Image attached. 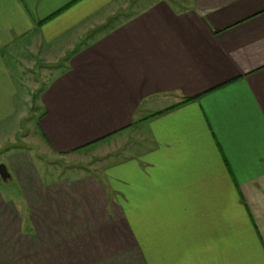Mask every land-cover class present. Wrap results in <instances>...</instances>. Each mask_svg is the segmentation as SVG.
<instances>
[{
	"label": "crops",
	"instance_id": "1",
	"mask_svg": "<svg viewBox=\"0 0 264 264\" xmlns=\"http://www.w3.org/2000/svg\"><path fill=\"white\" fill-rule=\"evenodd\" d=\"M25 63L52 155L126 141L103 181L13 152L0 264H264V0H0V127Z\"/></svg>",
	"mask_w": 264,
	"mask_h": 264
},
{
	"label": "rangeland",
	"instance_id": "2",
	"mask_svg": "<svg viewBox=\"0 0 264 264\" xmlns=\"http://www.w3.org/2000/svg\"><path fill=\"white\" fill-rule=\"evenodd\" d=\"M139 3L144 6L148 0H139ZM24 66L23 74L27 77L25 80L23 79L25 82H23L22 99L25 104L21 116L14 122L6 123L0 127V165H4L10 175V179L5 182L0 179V195L7 205H14L19 212H22L24 208L21 205V191L18 188L16 174L10 161L13 152H27L34 173L44 183L67 178L71 180L83 175H90L98 181H103L100 176H104L103 171L108 165L110 155L126 141L124 137L120 136L113 142L107 140L87 148L79 154H75L74 157L52 155L44 145L37 120L40 113V92L51 76L56 74L58 68L45 71L39 68L40 64H36L35 69L30 63L29 65L25 63ZM100 157L103 159L101 160Z\"/></svg>",
	"mask_w": 264,
	"mask_h": 264
},
{
	"label": "water",
	"instance_id": "3",
	"mask_svg": "<svg viewBox=\"0 0 264 264\" xmlns=\"http://www.w3.org/2000/svg\"><path fill=\"white\" fill-rule=\"evenodd\" d=\"M0 179L5 182L10 179V175L4 165H0Z\"/></svg>",
	"mask_w": 264,
	"mask_h": 264
}]
</instances>
